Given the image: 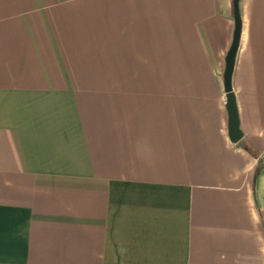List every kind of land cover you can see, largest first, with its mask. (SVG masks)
Returning <instances> with one entry per match:
<instances>
[{"label":"crops","instance_id":"0c3cea01","mask_svg":"<svg viewBox=\"0 0 264 264\" xmlns=\"http://www.w3.org/2000/svg\"><path fill=\"white\" fill-rule=\"evenodd\" d=\"M232 1L0 0V264H264V0L236 143Z\"/></svg>","mask_w":264,"mask_h":264},{"label":"water","instance_id":"95a60500","mask_svg":"<svg viewBox=\"0 0 264 264\" xmlns=\"http://www.w3.org/2000/svg\"><path fill=\"white\" fill-rule=\"evenodd\" d=\"M238 2L239 0L232 1L233 31L230 45L224 56V67L222 72L223 89L225 92L224 106L227 116V135L232 143H236L242 138L235 95L232 89V73L241 34V18Z\"/></svg>","mask_w":264,"mask_h":264},{"label":"trees","instance_id":"16d2710c","mask_svg":"<svg viewBox=\"0 0 264 264\" xmlns=\"http://www.w3.org/2000/svg\"><path fill=\"white\" fill-rule=\"evenodd\" d=\"M249 153L251 152L250 149L248 147L245 148Z\"/></svg>","mask_w":264,"mask_h":264}]
</instances>
